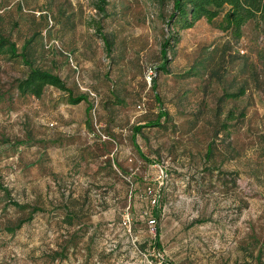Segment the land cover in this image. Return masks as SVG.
<instances>
[{
    "label": "rangeland",
    "instance_id": "374dc122",
    "mask_svg": "<svg viewBox=\"0 0 264 264\" xmlns=\"http://www.w3.org/2000/svg\"><path fill=\"white\" fill-rule=\"evenodd\" d=\"M94 2L0 0V34L86 98L20 96L28 66L0 55V264H147L152 246L172 264H264L262 21L236 38L221 13L197 20L162 74L170 2Z\"/></svg>",
    "mask_w": 264,
    "mask_h": 264
},
{
    "label": "trees",
    "instance_id": "16d2710c",
    "mask_svg": "<svg viewBox=\"0 0 264 264\" xmlns=\"http://www.w3.org/2000/svg\"><path fill=\"white\" fill-rule=\"evenodd\" d=\"M94 7L100 12L104 13V5L106 0H94ZM163 0H159L162 2ZM170 2V12L167 15V24L171 27L168 35L162 39L159 44V65L157 70L162 74H168L167 63L169 57L168 50H173L174 44L178 41V31L181 29L191 27L197 20L204 18L207 22L212 21L221 13L218 28L220 30L229 31L233 37H239L241 34V26L251 18L257 17L264 25V0H168ZM95 28L97 33L101 36L106 52L111 49V41L106 39L98 30L101 28L99 21H96ZM29 39L23 41L20 51H16V46L6 36L0 34V55H7L8 58L20 56L24 65L28 66V70L24 77L15 80V89L20 96H32L39 98L45 87H52L67 93L66 101L69 104H77L84 101V96H71L70 90L65 86L64 82L55 74L41 70L36 67H31L28 59L30 50L27 42ZM185 72L183 75H189ZM150 87L154 89L155 82L151 79ZM243 94L242 90L233 93L224 94L227 99H236ZM157 100V97H155ZM90 108L87 107V110ZM163 112H159L155 120L147 122V124L135 125L131 128L132 134L140 131L141 127L159 126L158 121L162 118ZM228 120L233 119L231 112L228 113ZM149 123V124H148ZM209 149L207 150V154ZM19 209L24 206L13 203ZM156 230V229H155ZM156 236L154 237V239ZM257 258V256L255 257Z\"/></svg>",
    "mask_w": 264,
    "mask_h": 264
},
{
    "label": "built area",
    "instance_id": "2783aa9c",
    "mask_svg": "<svg viewBox=\"0 0 264 264\" xmlns=\"http://www.w3.org/2000/svg\"><path fill=\"white\" fill-rule=\"evenodd\" d=\"M154 224H155V220L154 219H149L148 220V226L151 227V231H153L154 228ZM152 250V259H148L146 258V263L147 264H172L169 259L167 258V256H165L159 249H157L155 246L151 247Z\"/></svg>",
    "mask_w": 264,
    "mask_h": 264
}]
</instances>
